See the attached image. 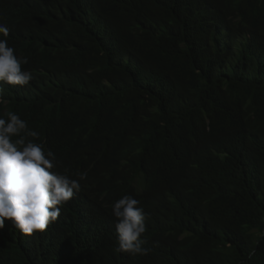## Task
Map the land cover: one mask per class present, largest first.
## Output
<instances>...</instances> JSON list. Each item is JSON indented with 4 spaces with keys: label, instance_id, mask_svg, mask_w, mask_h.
Wrapping results in <instances>:
<instances>
[{
    "label": "trees",
    "instance_id": "trees-1",
    "mask_svg": "<svg viewBox=\"0 0 264 264\" xmlns=\"http://www.w3.org/2000/svg\"><path fill=\"white\" fill-rule=\"evenodd\" d=\"M27 86L0 82L80 190L0 264H264V0H0ZM15 139V137L13 138ZM147 214L117 252L112 204Z\"/></svg>",
    "mask_w": 264,
    "mask_h": 264
},
{
    "label": "clouds",
    "instance_id": "clouds-1",
    "mask_svg": "<svg viewBox=\"0 0 264 264\" xmlns=\"http://www.w3.org/2000/svg\"><path fill=\"white\" fill-rule=\"evenodd\" d=\"M8 36L9 29L0 24V82L27 86L33 77L22 65L28 61L15 55V50L8 46ZM38 136L15 113L0 117V230L5 221H10L15 230L29 237L43 233L57 221L63 205L80 190V180L87 178L86 173L73 179L53 171L54 153L27 139ZM112 215L116 221V251L146 255L149 250L143 247L141 237L147 231V214L140 201L124 195L112 204Z\"/></svg>",
    "mask_w": 264,
    "mask_h": 264
}]
</instances>
